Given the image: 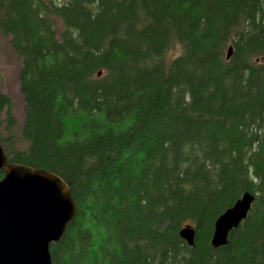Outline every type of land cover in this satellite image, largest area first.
I'll return each mask as SVG.
<instances>
[{"label": "trees", "instance_id": "trees-1", "mask_svg": "<svg viewBox=\"0 0 264 264\" xmlns=\"http://www.w3.org/2000/svg\"><path fill=\"white\" fill-rule=\"evenodd\" d=\"M0 33L24 102L17 127L0 91V144L77 204L52 264H264V0H0Z\"/></svg>", "mask_w": 264, "mask_h": 264}, {"label": "water", "instance_id": "water-1", "mask_svg": "<svg viewBox=\"0 0 264 264\" xmlns=\"http://www.w3.org/2000/svg\"><path fill=\"white\" fill-rule=\"evenodd\" d=\"M232 55L227 49L226 58ZM0 264H52L50 245L62 238L77 213L69 186L56 174L9 162L0 144ZM255 196L243 193L214 221L210 244L225 246L229 233L248 216ZM188 246L195 230L179 232Z\"/></svg>", "mask_w": 264, "mask_h": 264}, {"label": "rangeland", "instance_id": "rangeland-1", "mask_svg": "<svg viewBox=\"0 0 264 264\" xmlns=\"http://www.w3.org/2000/svg\"><path fill=\"white\" fill-rule=\"evenodd\" d=\"M179 49L173 53L177 55ZM20 69V59L16 56L10 46V38L0 33V91L8 95L12 102L13 114L20 127L24 117V102L20 93L18 72ZM16 140L22 147L21 138L18 132L15 133ZM23 148V147H22Z\"/></svg>", "mask_w": 264, "mask_h": 264}]
</instances>
